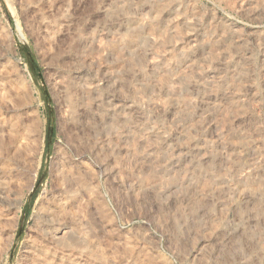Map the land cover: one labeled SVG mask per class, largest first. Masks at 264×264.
<instances>
[{
    "label": "rangeland",
    "instance_id": "rangeland-1",
    "mask_svg": "<svg viewBox=\"0 0 264 264\" xmlns=\"http://www.w3.org/2000/svg\"><path fill=\"white\" fill-rule=\"evenodd\" d=\"M0 180V264H264V0H0Z\"/></svg>",
    "mask_w": 264,
    "mask_h": 264
},
{
    "label": "bare ground",
    "instance_id": "bare-ground-1",
    "mask_svg": "<svg viewBox=\"0 0 264 264\" xmlns=\"http://www.w3.org/2000/svg\"><path fill=\"white\" fill-rule=\"evenodd\" d=\"M17 136H18V135H17ZM6 144H7V143H6ZM6 144H5V143L3 144V150L6 149ZM18 150H19V149H18ZM13 152H14V151H13ZM3 153H4V152H3ZM254 155H255V154H254ZM17 157H18V156H17ZM255 158H256V156H255ZM252 159H253V158H252ZM249 161H250V160H249ZM256 161H257V160H256ZM245 164H246V165H243L244 167L242 166V167H243V174H245V177H248L247 175L252 171V169H253L256 165L258 166V164L255 163V162H251V161H250V162H247V163H245ZM255 164H256V165H255ZM258 167H259V166H258ZM233 169H235V168H233ZM256 169H257V168H256ZM255 171H256V170H255ZM253 172H254V171H253ZM239 174H240V173H239ZM239 174H238V175H239ZM241 174H242V173H241ZM241 174H240V175H241ZM243 174H242V175H243ZM251 174H252V173H251ZM252 175H253V174H252ZM255 175H256V174H255ZM236 177H237V176H236ZM238 177H240V176H238ZM245 177H244V178H245ZM252 177H253V176H252ZM252 177H250V178H252ZM253 178H254V177H253ZM253 178H252V179H253ZM259 179H260V178H259ZM243 180H244V179H243ZM245 180H247V178H246ZM245 180H244V181H245ZM254 180H255V179H254ZM257 180H258V178H257ZM244 181H243V182H244ZM248 181H249V180H248ZM250 181H252V180H250ZM255 181H256V180H255ZM240 182H241V180H240ZM243 182H242V183H243ZM0 183H1V180H0ZM237 184H238V183H237ZM240 184H241V183H240ZM247 184H248V182H247ZM249 185H250V183H249ZM238 186H241V185H238ZM234 187H235V186H234ZM241 187H243V186H241ZM241 187H240V188H241ZM263 187H264V186H263ZM263 187H262V188H263ZM236 188H238L237 185H236ZM247 188H248V186H247ZM263 189H264V188H263ZM236 190H237V189H236ZM238 190H239V189H238ZM245 190H246V189H245ZM46 221H47V220H46Z\"/></svg>",
    "mask_w": 264,
    "mask_h": 264
},
{
    "label": "water",
    "instance_id": "water-1",
    "mask_svg": "<svg viewBox=\"0 0 264 264\" xmlns=\"http://www.w3.org/2000/svg\"><path fill=\"white\" fill-rule=\"evenodd\" d=\"M17 28L19 29V26H17ZM20 31V30H19Z\"/></svg>",
    "mask_w": 264,
    "mask_h": 264
}]
</instances>
